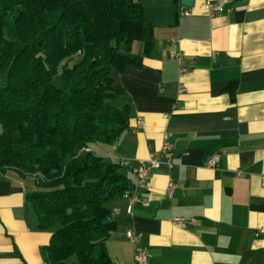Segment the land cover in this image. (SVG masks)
Wrapping results in <instances>:
<instances>
[{"label": "crops", "instance_id": "obj_1", "mask_svg": "<svg viewBox=\"0 0 264 264\" xmlns=\"http://www.w3.org/2000/svg\"><path fill=\"white\" fill-rule=\"evenodd\" d=\"M140 1L154 47L141 65L113 72L114 100L132 107L131 128L103 158H128L122 172L133 184L151 155L161 163L134 187L148 204L129 213L123 195L108 202L119 211L110 254L116 264H264V0ZM166 142L170 163L160 153ZM214 155L218 164L207 166ZM170 181L179 185L171 197ZM34 189V176L0 172V264H50L52 230L38 227L26 197Z\"/></svg>", "mask_w": 264, "mask_h": 264}, {"label": "trees", "instance_id": "obj_2", "mask_svg": "<svg viewBox=\"0 0 264 264\" xmlns=\"http://www.w3.org/2000/svg\"><path fill=\"white\" fill-rule=\"evenodd\" d=\"M153 47L140 0H0V172L34 176L26 197L52 230L50 264H116L108 202L136 183L91 146L131 128L132 107L113 104V72Z\"/></svg>", "mask_w": 264, "mask_h": 264}, {"label": "built area", "instance_id": "obj_3", "mask_svg": "<svg viewBox=\"0 0 264 264\" xmlns=\"http://www.w3.org/2000/svg\"><path fill=\"white\" fill-rule=\"evenodd\" d=\"M223 5L221 3L219 4H211L209 3V8L211 9V11L213 10H221L223 9ZM171 54L172 56H175V57H179L178 53L175 51V50H172L171 51ZM143 124V119L142 117H138L137 120H136V125L134 127L138 128L140 127L141 125ZM160 153L162 155H164L166 158H167V162L170 163V159L171 157L173 156V150H172V145L170 143H165L162 148L160 149ZM220 160V156L219 155H214L212 157H210L207 161V166H215L218 164ZM119 162H120V165H124V166H128L130 164V160L128 158H120L119 159ZM161 161L160 159L158 158V156L156 155H151L149 161L147 163L145 162H142L139 166H137L135 169H134V172L136 173V176H137V183H136V187H140L142 185H144L148 180L149 178L151 177V172L154 168L158 167L160 165ZM262 180L264 182V175L262 177ZM178 183L175 182V181H170L167 188H166V195L171 197L174 193V190L176 188H178ZM124 197H126L128 199V206H127V212H132V209H133V205L135 203H139L141 200L138 199V196L135 192V188L134 190H128L126 189L124 191V194H123ZM143 204H148V201H141ZM117 213H119L118 209H114L112 211V215L115 216ZM173 221L175 223H177L178 225L180 226H183L184 225V221H183V218L182 217H174L173 218ZM127 236L133 240L136 239V233L132 230V229H129L127 231ZM134 258H135V261L138 262V263H143V262H146L147 260V256L145 253H143L142 251H136V253L134 254Z\"/></svg>", "mask_w": 264, "mask_h": 264}, {"label": "rangeland", "instance_id": "obj_4", "mask_svg": "<svg viewBox=\"0 0 264 264\" xmlns=\"http://www.w3.org/2000/svg\"><path fill=\"white\" fill-rule=\"evenodd\" d=\"M138 44H140L139 41L135 42L134 45H133V49L131 50V53L132 54H135L136 51H138ZM77 58H75L74 60H76ZM54 83H56L57 85H59L61 82V77H60V72H58L57 74L54 75ZM113 104L116 105V106H121V103H119L118 100H114L113 101ZM94 145V146H93ZM97 146V147H96ZM106 146L105 143L103 142H97L92 144L91 148L98 154V155H101V156H105L104 155V147Z\"/></svg>", "mask_w": 264, "mask_h": 264}, {"label": "water", "instance_id": "obj_5", "mask_svg": "<svg viewBox=\"0 0 264 264\" xmlns=\"http://www.w3.org/2000/svg\"><path fill=\"white\" fill-rule=\"evenodd\" d=\"M183 1L187 3L188 0H183Z\"/></svg>", "mask_w": 264, "mask_h": 264}]
</instances>
